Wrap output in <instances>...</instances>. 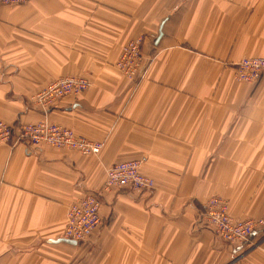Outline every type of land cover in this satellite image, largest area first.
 <instances>
[{"label":"crops","instance_id":"crops-1","mask_svg":"<svg viewBox=\"0 0 264 264\" xmlns=\"http://www.w3.org/2000/svg\"><path fill=\"white\" fill-rule=\"evenodd\" d=\"M140 35L144 66L131 80L115 64ZM244 56L264 57V0L0 6V121L48 120L103 143L95 155L0 143V264H264V229L242 246L196 225L211 196L235 217L264 218V75L238 80ZM70 75L91 85L50 111L30 102ZM143 156L151 194L104 188L111 165ZM86 192L99 195L102 225L86 241L52 242Z\"/></svg>","mask_w":264,"mask_h":264},{"label":"built area","instance_id":"built-area-1","mask_svg":"<svg viewBox=\"0 0 264 264\" xmlns=\"http://www.w3.org/2000/svg\"><path fill=\"white\" fill-rule=\"evenodd\" d=\"M30 0H0V6H19ZM142 36L131 39L123 48L117 67L128 78L139 75L143 66ZM264 73V57H246L240 64L237 78L246 82H256ZM90 80L85 76H64L51 81L31 98L33 104L45 111L66 95H77L90 86ZM25 142L36 148L48 144L57 148L78 150L83 154L98 153L102 142L91 140L77 133L74 129L49 122L21 123L14 126L0 121V143L12 145ZM144 159L126 160L116 163L107 170V185L131 186L134 190L151 188L154 179L141 172ZM99 202L93 195L83 197L69 204L67 222L63 237L79 240L88 235L101 222ZM206 220L212 224L217 233L229 241H248L255 229L252 220H239L228 212V204L221 198L213 197L207 204Z\"/></svg>","mask_w":264,"mask_h":264},{"label":"rangeland","instance_id":"rangeland-1","mask_svg":"<svg viewBox=\"0 0 264 264\" xmlns=\"http://www.w3.org/2000/svg\"><path fill=\"white\" fill-rule=\"evenodd\" d=\"M140 36H142V37H144L143 38V41L141 42V45L144 43V40H145V36H143V35H140ZM138 37V36H137ZM136 38V37H135ZM133 39V38H132ZM131 40V39H130ZM129 40V41H130ZM128 41V42H129ZM127 42V43H128ZM126 43V44H127ZM125 44V45H126ZM124 45V46H125ZM124 48V47H123ZM123 50V49H122ZM122 50H121V52H122ZM121 52H120V54H121ZM143 53V52H142ZM120 54H119V56H120ZM246 57H262V56H244V57H242L236 64H235V66H234V69H235V74H236V78H237V73H238V69H239V64H240V62L244 59V58H246ZM142 58H143V63H144V55H142ZM118 59H119V57H118ZM118 61V60H117ZM116 67H117V62H116ZM143 66H144V64H143ZM143 66L141 67V69L140 70H142V68H143ZM118 68V67H117ZM119 69V68H118ZM120 70V69H119ZM139 70V71H140ZM123 74V73H122ZM140 74V73H139ZM124 75V74H123ZM264 75V73H262V75L260 76V78L256 81V82H251L252 84H257L259 81H260V79L262 78V76ZM70 76H72V75H70ZM125 76V75H124ZM139 76V75H138ZM138 76H136L135 78H128V79H131V80H135L136 78H138ZM64 77V76H63ZM86 77V76H85ZM60 78H62V77H60ZM88 78V77H87ZM59 79V78H58ZM238 79V78H237ZM238 80H240V79H238ZM240 81H244V80H240ZM244 82H246V81H244ZM50 83V82H49ZM48 83V84H49ZM248 83H250V82H248ZM90 85H91V83H90ZM89 88V87H88ZM87 88V89H88ZM86 89V90H87ZM86 90H84V91H86ZM84 91H82V92H84ZM82 92H80V93H82ZM79 93V94H80ZM79 94H77V95H79ZM77 95H66V96H77ZM66 96H64V97H66ZM63 97V98H64ZM31 98H32V96H31ZM31 98H30V102H32V100H31ZM63 98H61V99H63ZM60 99V100H61ZM60 100H58L54 105H52V107L48 110V111H50V110H52V108H54L56 105H57V103L60 101ZM32 104H33V102H32ZM34 105V104H33ZM35 106V105H34ZM36 108H38V109H41L42 111H45V110H43L42 108H39V107H37L36 106ZM43 121H45V120H43ZM48 121V120H47ZM40 122V121H39ZM50 122V121H49ZM23 123V122H22ZM54 123V122H53ZM19 124H21L20 122L19 123H17V124H12V125H14V126H17V125H19ZM57 124V123H56ZM69 128H71V127H69ZM73 129V128H72ZM77 132V131H76ZM78 133V132H77ZM100 142V141H99ZM19 143H25L24 141L23 142H19ZM9 144V143H8ZM10 145H12V144H10ZM16 145V144H15ZM44 144H42V145H40L39 147H41V146H43ZM45 145H48V144H45ZM12 146H14V145H12ZM29 146V145H28ZM51 146V145H50ZM54 147V146H53ZM102 147H103V143H102ZM102 147H101V149H100V151L98 152V153H95V154H99L100 152H101V150H102ZM55 148H57V147H55ZM59 149H67V148H59ZM72 150H74V149H72ZM76 151H78V150H76ZM78 152H80V151H78ZM81 153V152H80ZM83 154V153H82ZM95 154H91V155H95ZM86 155V154H85ZM140 159H144L143 160V162H142V164H141V172L143 173V174H145L146 176H147V174L146 173H144L143 172V170H142V167H143V165L144 164H146V162H147V157L146 156H143V157H140V158H137V159H129V160H140ZM124 161H126V160H124ZM120 162H122V161H120ZM117 163H119V162H117ZM116 164V163H115ZM114 165V164H113ZM112 166V165H111ZM110 166V167H111ZM108 170V169H107ZM106 177H107V171H106ZM151 177V176H150ZM152 178V177H151ZM154 179V178H153ZM104 188H108V189H110V188H114V189H118V190H126V191H129L130 193H132V194H134V195H137V196H142V195H146V194H151L153 191H154V189H155V181H154V185L151 187V188H145V189H142V190H134L133 189V187H131V186H127V185H123V186H109V185H107V178L105 179V182H104ZM93 195L97 200H98V202H99V208H98V210H99V214H100V218H101V222H100V224L94 229V230H92L88 235H86L84 238H81V239H79V240H74V239H70V240H74V241H76V244L77 243H79V242H83V241H86V240H88L92 235H93V233L102 225V222H103V218H102V215H101V212H100V208H101V204H102V202H101V200H100V198H99V195L97 194V193H95V192H86V194L85 195ZM84 196V195H83ZM83 196H81V197H83ZM81 197H79V198H81ZM213 197H218V198H221V197H219V196H211L210 198H208L207 200H206V202H204L202 205H201V207H200V213H199V220L196 222V225H201V226H203V227H208L209 229H211L212 230V232L214 233V235L216 236V238H218V239H220L221 241H223V242H225V243H227V244H229V245H242V246H245V245H252V244H254V236H255V234L257 233V232H261L263 229H264V218H257V219H255V218H239V217H235L234 215H232V213H231V211H230V205H229V202L227 201V200H225L224 198H221V199H223L227 204H228V212H229V214L232 216V217H234L235 219H239V220H252L253 222H255V229H254V231H253V233L250 235V238H249V240L248 241H229V240H226L225 238H223V237H221L220 235H219V233H217V231H216V228L212 225V224H210L207 220H206V212H207V204H208V202H209V200L211 199V198H213ZM78 198V199H79ZM77 200V199H76ZM75 201V200H74ZM72 203V202H71ZM69 206V205H68ZM67 210H68V207H67ZM66 222H67V214H66ZM65 227H66V225H65ZM64 230H65V228H64ZM63 234H64V231H63ZM263 236H264V234H263ZM62 238H64V237H62ZM236 261V260H235ZM234 261V262H235Z\"/></svg>","mask_w":264,"mask_h":264},{"label":"water","instance_id":"water-1","mask_svg":"<svg viewBox=\"0 0 264 264\" xmlns=\"http://www.w3.org/2000/svg\"><path fill=\"white\" fill-rule=\"evenodd\" d=\"M52 242H67V243H70V244H76V241L74 240H70V239H67V238H59L57 240H51Z\"/></svg>","mask_w":264,"mask_h":264}]
</instances>
